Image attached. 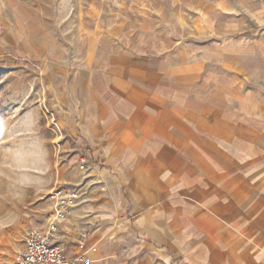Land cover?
<instances>
[{
	"label": "crops",
	"instance_id": "obj_1",
	"mask_svg": "<svg viewBox=\"0 0 264 264\" xmlns=\"http://www.w3.org/2000/svg\"><path fill=\"white\" fill-rule=\"evenodd\" d=\"M73 1V45L42 62L73 193L53 245L89 264H264L262 6ZM34 42L8 34L0 54L40 59Z\"/></svg>",
	"mask_w": 264,
	"mask_h": 264
},
{
	"label": "rangeland",
	"instance_id": "obj_2",
	"mask_svg": "<svg viewBox=\"0 0 264 264\" xmlns=\"http://www.w3.org/2000/svg\"><path fill=\"white\" fill-rule=\"evenodd\" d=\"M256 2L264 10V0ZM77 17L73 0H0V39L24 35L43 53L36 60L13 49L0 54V264H13L27 231L46 223L49 194L59 185L61 138L42 62L57 46L70 49Z\"/></svg>",
	"mask_w": 264,
	"mask_h": 264
},
{
	"label": "built area",
	"instance_id": "obj_3",
	"mask_svg": "<svg viewBox=\"0 0 264 264\" xmlns=\"http://www.w3.org/2000/svg\"><path fill=\"white\" fill-rule=\"evenodd\" d=\"M72 198L73 193L64 185L50 192L46 223L27 231L23 249L15 256L13 264H89L83 255L68 259L53 245L58 226L70 211Z\"/></svg>",
	"mask_w": 264,
	"mask_h": 264
},
{
	"label": "bare ground",
	"instance_id": "obj_4",
	"mask_svg": "<svg viewBox=\"0 0 264 264\" xmlns=\"http://www.w3.org/2000/svg\"><path fill=\"white\" fill-rule=\"evenodd\" d=\"M3 199V198H2ZM1 201V200H0Z\"/></svg>",
	"mask_w": 264,
	"mask_h": 264
}]
</instances>
